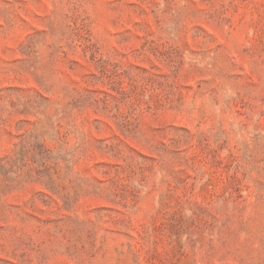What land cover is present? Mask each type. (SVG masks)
<instances>
[{"label":"rangeland","instance_id":"1","mask_svg":"<svg viewBox=\"0 0 264 264\" xmlns=\"http://www.w3.org/2000/svg\"><path fill=\"white\" fill-rule=\"evenodd\" d=\"M0 264H264V0H0Z\"/></svg>","mask_w":264,"mask_h":264}]
</instances>
